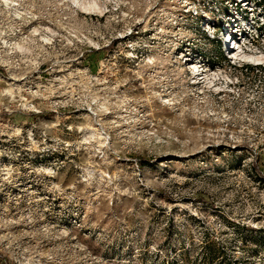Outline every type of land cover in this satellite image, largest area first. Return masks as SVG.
I'll list each match as a JSON object with an SVG mask.
<instances>
[{"label":"rangeland","instance_id":"374dc122","mask_svg":"<svg viewBox=\"0 0 264 264\" xmlns=\"http://www.w3.org/2000/svg\"><path fill=\"white\" fill-rule=\"evenodd\" d=\"M184 3L0 0V264H264V144L187 109Z\"/></svg>","mask_w":264,"mask_h":264},{"label":"built area","instance_id":"2783aa9c","mask_svg":"<svg viewBox=\"0 0 264 264\" xmlns=\"http://www.w3.org/2000/svg\"><path fill=\"white\" fill-rule=\"evenodd\" d=\"M191 1L182 16L199 19L203 41L219 53L185 44L187 109L211 121L207 136L217 144H264V0Z\"/></svg>","mask_w":264,"mask_h":264}]
</instances>
